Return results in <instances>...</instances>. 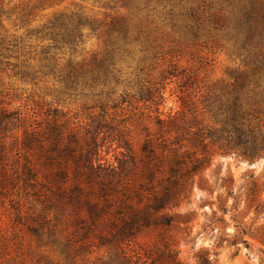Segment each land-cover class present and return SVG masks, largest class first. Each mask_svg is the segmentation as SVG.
<instances>
[{
    "label": "rangeland",
    "instance_id": "374dc122",
    "mask_svg": "<svg viewBox=\"0 0 264 264\" xmlns=\"http://www.w3.org/2000/svg\"><path fill=\"white\" fill-rule=\"evenodd\" d=\"M246 7L245 0H0L1 97L25 106L30 115L34 111L39 120L57 110L86 124L104 110L117 122L143 121L141 127L152 129L158 108L163 119L181 110V80L169 73L186 72L196 76L200 87L225 88L237 78L250 82L247 95L264 108V72H257L255 79L249 73L246 78L239 74L264 56V27L259 26L253 39L241 28ZM60 16L80 17L100 28L84 27L82 42L75 48L57 44L51 29ZM116 23L126 36L119 37L111 51L108 76L100 75L92 84L83 74L67 83L69 62L87 68L103 56L107 32ZM257 82L258 88L253 84ZM149 93L154 102L143 100ZM109 151L107 158L113 159L112 148ZM203 178L204 187L213 193L196 189L191 205L185 207L195 212L193 224L182 231L170 230L179 259L198 264L197 257L207 254L212 264H264V156L252 160L238 152L215 153ZM224 180L229 188L221 186ZM253 183L262 206L258 212L248 200ZM16 200L14 192L0 196V264H97L100 257L104 261L115 257L107 247H93L78 253L71 250L74 258L65 259L56 244L72 238L73 227L64 210L45 209L33 199L19 201L25 219L42 216L50 221L54 237L45 229L38 239L16 222ZM222 200L225 213L218 207ZM28 225L34 226L32 221ZM149 241L143 235L126 249L140 252L142 245L146 251Z\"/></svg>",
    "mask_w": 264,
    "mask_h": 264
},
{
    "label": "trees",
    "instance_id": "16d2710c",
    "mask_svg": "<svg viewBox=\"0 0 264 264\" xmlns=\"http://www.w3.org/2000/svg\"><path fill=\"white\" fill-rule=\"evenodd\" d=\"M245 2L247 14L240 25L246 37L253 39L259 26L264 27V2ZM87 26L100 28L80 17L60 16L52 24L55 34L51 35L57 44L75 48ZM124 30L120 23L108 30L105 54L94 58L87 68L72 66L70 61L66 82H76L85 74L95 84L100 75L108 76L113 65L111 51L118 38L126 36ZM261 71L264 56L239 74L246 78L249 73L255 79ZM169 75L181 80V110L163 119L158 108L152 129L141 127L143 121L137 125L125 119L117 122L104 110L86 124L57 110L39 120L37 113L30 115L28 108L16 106L13 99L6 100L0 94V196L17 194L16 222L38 239L43 238L45 229L54 237L47 218L25 219L22 215L19 201L33 199L45 209L64 210L67 215L72 238L56 243L67 260L74 258L71 250L78 253L107 247L115 257L107 261L100 257L97 264H184L170 230L182 231L193 224L195 212L185 207L191 205L196 189L210 191L204 187L207 181L203 173L215 153L238 152L252 160L264 156V108L247 95L250 82H238L237 78L225 88L200 87L193 73ZM253 84L259 87L258 82ZM143 100L154 102L151 93ZM111 148L113 159L107 158ZM221 186L229 188L225 180ZM251 189L250 207L256 205L258 212L262 206L257 184ZM218 207L226 212L225 201ZM30 221L34 226L28 225ZM143 235L150 237L146 251L139 244L144 254L128 252L126 247ZM197 258L198 264H212L207 254Z\"/></svg>",
    "mask_w": 264,
    "mask_h": 264
}]
</instances>
